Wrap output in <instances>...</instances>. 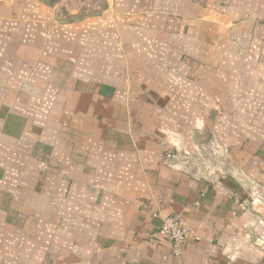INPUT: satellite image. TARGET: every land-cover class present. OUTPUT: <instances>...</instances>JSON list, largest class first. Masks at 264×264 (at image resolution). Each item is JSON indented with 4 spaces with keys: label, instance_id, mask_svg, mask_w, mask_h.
<instances>
[{
    "label": "crops",
    "instance_id": "obj_1",
    "mask_svg": "<svg viewBox=\"0 0 264 264\" xmlns=\"http://www.w3.org/2000/svg\"><path fill=\"white\" fill-rule=\"evenodd\" d=\"M89 2L0 0V264H264V0Z\"/></svg>",
    "mask_w": 264,
    "mask_h": 264
},
{
    "label": "built area",
    "instance_id": "obj_2",
    "mask_svg": "<svg viewBox=\"0 0 264 264\" xmlns=\"http://www.w3.org/2000/svg\"><path fill=\"white\" fill-rule=\"evenodd\" d=\"M155 216L160 215L156 213ZM161 218L162 223L158 229V233L172 243L175 253H179L181 246L188 239V228L179 215L161 216Z\"/></svg>",
    "mask_w": 264,
    "mask_h": 264
},
{
    "label": "rangeland",
    "instance_id": "obj_3",
    "mask_svg": "<svg viewBox=\"0 0 264 264\" xmlns=\"http://www.w3.org/2000/svg\"><path fill=\"white\" fill-rule=\"evenodd\" d=\"M91 5H89V4H87V5H83V12L84 13H87V12H92V7H93V5L92 4H94L96 7H99L100 9H103L104 8V6H106L104 3H103V0H100V2H99V4H96V2L95 3H92V2H89Z\"/></svg>",
    "mask_w": 264,
    "mask_h": 264
}]
</instances>
